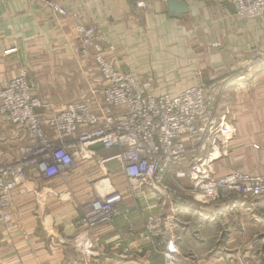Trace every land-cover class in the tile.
Listing matches in <instances>:
<instances>
[{
  "label": "crops",
  "instance_id": "1",
  "mask_svg": "<svg viewBox=\"0 0 264 264\" xmlns=\"http://www.w3.org/2000/svg\"><path fill=\"white\" fill-rule=\"evenodd\" d=\"M140 1L146 5L137 6ZM53 2L68 15L56 12ZM91 22L99 25L107 59L149 81L155 94L205 83L222 96L220 112L232 130L207 162L216 175L264 173V14L240 17L230 0H196L179 17L162 0H0V90L25 75L45 116L71 101L100 103L104 79L93 58L82 55L76 32L77 23ZM29 143L27 131L0 114V162L22 156ZM116 153L94 145L56 177L28 168L13 192L10 220L0 219V264H155L160 254L145 237L153 213L176 223L172 235L181 264H190L187 253L210 254L215 264L247 257V230L263 222L264 197L190 199L178 207L152 187L132 191L121 162L112 158ZM111 190L123 195L122 214L90 228L89 202ZM163 237L159 246L167 242Z\"/></svg>",
  "mask_w": 264,
  "mask_h": 264
},
{
  "label": "built area",
  "instance_id": "2",
  "mask_svg": "<svg viewBox=\"0 0 264 264\" xmlns=\"http://www.w3.org/2000/svg\"><path fill=\"white\" fill-rule=\"evenodd\" d=\"M182 1L189 4L196 0ZM230 1L240 17L264 14V0ZM56 7L66 14L59 5ZM76 32L82 55L93 58L104 79L101 102L95 107L86 99L71 101L61 111L45 116L40 112L44 103L36 94V86L25 75L14 77L0 90V114L30 137L22 156L0 162L1 220H10L7 210L13 192L28 168L38 167L48 177L63 175L83 152L97 144L104 150L117 149L112 158L121 162L135 192L152 187L170 195L175 204L186 205L190 199L173 191L169 180L189 178L193 184L189 194L194 200L264 197V173L235 169L216 175L208 166L210 157L222 151L232 126L207 84H194L175 95L155 94L149 81L116 68L107 59L98 24L77 23ZM52 130L57 140L51 138ZM122 200L118 190L95 197L89 202L85 223L93 228L120 216ZM169 225L168 217L150 214L145 222L146 239L153 241ZM164 252L166 260L173 263V255L178 253L173 239Z\"/></svg>",
  "mask_w": 264,
  "mask_h": 264
},
{
  "label": "rangeland",
  "instance_id": "3",
  "mask_svg": "<svg viewBox=\"0 0 264 264\" xmlns=\"http://www.w3.org/2000/svg\"><path fill=\"white\" fill-rule=\"evenodd\" d=\"M56 5H59L62 9H64L66 11V14L61 13L58 10V8L56 7ZM136 5L139 6V7H143V6L146 5V3H145V1H140V2H137ZM52 7L59 14L68 15V11L64 7H62L60 4L53 2L52 3ZM91 23L98 24L97 22H91ZM83 24H90V23H83ZM98 27H99V25H98ZM99 33H100V30H99ZM8 52H12V50L11 51H8ZM213 95H214V93H213ZM215 97L218 100L219 106H220L221 105V97L222 96L221 97H218L217 95H215ZM187 179H188V184H185V181ZM187 179L186 180H184V179L183 180L182 179L181 180H175L174 182H172V183L169 184V187L172 188L173 191H176L178 194H180L181 196H183L184 198H187L188 201H189V199L192 198V196L189 193L191 192V189L193 187V184H192V182H191V180L189 178H187ZM186 193H188V194H186ZM252 199H254V198L247 197V200H249V202H252ZM223 200H229V199H223ZM175 205L178 206V207L179 206L180 207L185 206V204H175ZM245 206H247V205H245ZM245 206H244V208H246ZM261 212H263V214H264V206H263ZM246 213H249L247 216H251L252 217V215H253V209L252 208H250V209L247 208L246 209ZM153 214H160V213H153ZM160 215L165 216L163 214H160ZM166 217H168V216H166ZM170 221H171V226L169 225L167 227V230L165 231L164 234H161V235H158V236H154L153 237V241H149L148 240L149 242H154L155 243V244H153V243H151V244L153 245V247H154V245L156 246L155 247L156 252L158 254H160V255H158L160 257H157L158 260H156V261L154 260V263L155 264H181V256L182 255L180 254V251H178V253H176V254L173 255V257H174L173 258V263H170L169 261H167L166 260V257H165L166 254H165L164 250L167 249L168 242L171 239H173V241H174V236L172 235V232L176 228V223L174 224V221L171 220V219H170ZM262 225H264V220H263V222H260L259 224H256V226H254V227L250 228L249 230H247L248 235H247L246 241L248 243L247 246L250 247L251 251H248L249 254L247 255L246 258H245V256H243V257H240V258L236 259L237 260L236 261V264H259V263L260 264H264V226H262ZM222 232H223L222 229H220L218 231V233H220V234ZM163 236H165L167 242H166L165 245L159 246L161 244H157V241H158L159 237H163ZM210 256L211 255L210 254H207V253L206 254L204 253V255H196V254H191V253L185 254V258H186V260H188L190 262V264H215L213 262L216 261L215 260L216 258H213V257L210 258ZM152 258H155V256L152 257ZM217 258H219V257H217ZM159 259H161L162 261H160ZM241 259H243L244 262L243 261H240ZM151 261L153 262V259ZM227 261H228V263L230 262V263L235 264V259L234 258H231V259H229Z\"/></svg>",
  "mask_w": 264,
  "mask_h": 264
},
{
  "label": "water",
  "instance_id": "4",
  "mask_svg": "<svg viewBox=\"0 0 264 264\" xmlns=\"http://www.w3.org/2000/svg\"><path fill=\"white\" fill-rule=\"evenodd\" d=\"M168 7L172 17H179L188 11V3L182 0H168Z\"/></svg>",
  "mask_w": 264,
  "mask_h": 264
}]
</instances>
